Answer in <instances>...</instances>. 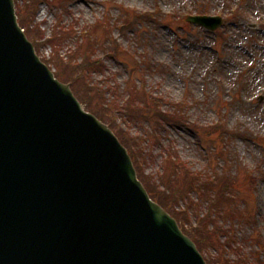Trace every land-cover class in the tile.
Wrapping results in <instances>:
<instances>
[{"label":"water","instance_id":"water-1","mask_svg":"<svg viewBox=\"0 0 264 264\" xmlns=\"http://www.w3.org/2000/svg\"><path fill=\"white\" fill-rule=\"evenodd\" d=\"M0 264H207L117 136L37 55L14 0H0Z\"/></svg>","mask_w":264,"mask_h":264},{"label":"rangeland","instance_id":"rangeland-1","mask_svg":"<svg viewBox=\"0 0 264 264\" xmlns=\"http://www.w3.org/2000/svg\"><path fill=\"white\" fill-rule=\"evenodd\" d=\"M26 3L18 1L19 10L25 9ZM123 6L143 12L159 9L160 15L121 34L118 24ZM34 9L32 22L37 28L41 25V39L52 36L59 25L71 24L78 34L106 18L113 32L96 28L94 39L101 42L97 55L115 47L117 53L106 55L100 67L105 69L94 72L93 81H109L110 87L123 91L122 99L127 96V85L134 82L130 72L136 65L133 76L137 83L145 78L146 90L163 97L164 109L187 96V126L125 120L121 126L144 139L142 168L151 177H157L169 146L195 171H203L210 159L213 167L222 168L225 159L231 158L238 175L240 205L248 208L247 219L251 221H235L236 226L230 222L227 226L235 227L242 250L258 258L259 263H254H264L257 249L259 244L264 248V0H69L66 5L46 0ZM192 14L221 15L224 23L215 31L206 30L186 20ZM101 32L110 38H100ZM72 43L68 40L59 53L64 56ZM55 51L51 44L40 46L42 56L50 57ZM111 93L107 91L106 95ZM219 108L227 114L228 127L247 137L224 141L211 133ZM157 137L158 141H149ZM251 237L259 244L250 241ZM218 252L217 248L208 249L205 256L211 258ZM228 254L235 257L234 252Z\"/></svg>","mask_w":264,"mask_h":264},{"label":"trees","instance_id":"trees-1","mask_svg":"<svg viewBox=\"0 0 264 264\" xmlns=\"http://www.w3.org/2000/svg\"><path fill=\"white\" fill-rule=\"evenodd\" d=\"M44 1L46 0H27L25 9L18 10L20 23L26 27V32L37 47L42 44H51L56 50L49 58H44L47 63L56 68V76L64 81H70L76 95L86 104V107L105 119L112 128L117 129L118 136L128 147L139 176L147 182L152 196L176 217L182 229L194 239L202 252L212 248L219 250L216 256L207 259L208 264L221 262L222 264H255V260L259 263L257 257L242 250L234 228L225 227L221 221L224 219L225 221L229 219L243 221L248 216L247 208H241L239 204V194L236 190L237 176L230 169L225 166L220 170L209 167L203 172L195 171L169 147L165 152L161 171L157 176L158 180L154 179L146 175L141 168V158L145 155L141 138L131 135L121 127V123L117 122L119 113L131 122L146 120L185 126L184 112L188 107L187 100L176 102L174 108L164 110L159 97L148 94L149 99L144 93L140 94L130 88L127 99L121 103L122 94L113 87L110 89L114 97L109 98L106 95L108 87L103 88L101 85V89L92 78V73L101 69L103 63L102 59L95 60L99 42L94 39L93 34L96 28H102L107 33L111 32L113 27L106 18L98 19L96 23L85 28L80 39L77 38L75 48H71L66 55L62 56L59 48L72 37L73 27L59 25L52 36L41 39L43 36L41 25L38 24L40 28H37V24L32 21L35 17L34 8L37 9V6ZM51 1L62 5L69 3V0ZM63 8L64 6H60V9ZM157 17V14L149 11L142 13L122 7L120 8V31L125 33L143 21ZM105 32H101L100 37H105ZM213 130L219 132L224 138L239 135L227 127L223 116ZM204 203L207 204L205 211H202ZM222 236L225 238L222 239ZM230 251L235 253V257L228 254Z\"/></svg>","mask_w":264,"mask_h":264}]
</instances>
